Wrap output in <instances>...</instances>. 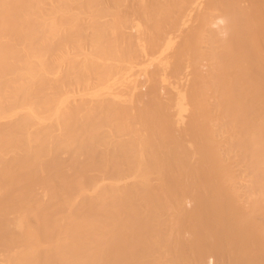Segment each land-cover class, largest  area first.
Returning a JSON list of instances; mask_svg holds the SVG:
<instances>
[{"label":"bare ground","instance_id":"1","mask_svg":"<svg viewBox=\"0 0 264 264\" xmlns=\"http://www.w3.org/2000/svg\"><path fill=\"white\" fill-rule=\"evenodd\" d=\"M212 256L264 264V0H0V264Z\"/></svg>","mask_w":264,"mask_h":264},{"label":"rangeland","instance_id":"2","mask_svg":"<svg viewBox=\"0 0 264 264\" xmlns=\"http://www.w3.org/2000/svg\"><path fill=\"white\" fill-rule=\"evenodd\" d=\"M188 204L191 205L190 202H189ZM188 204H187V205H188ZM192 204H193V202H192ZM190 205H189V206H190ZM190 207H192V206H190ZM190 207H189V208H190ZM206 261L208 262V264H215V262H216L217 260H216V257H215V256H212V257H208V260H206ZM207 262H206V263H207ZM206 263H205V264H206ZM216 264H217V262H216Z\"/></svg>","mask_w":264,"mask_h":264}]
</instances>
